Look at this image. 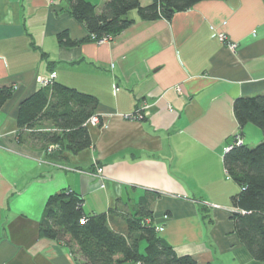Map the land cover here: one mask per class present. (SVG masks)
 Here are the masks:
<instances>
[{
	"label": "crops",
	"instance_id": "crops-1",
	"mask_svg": "<svg viewBox=\"0 0 264 264\" xmlns=\"http://www.w3.org/2000/svg\"><path fill=\"white\" fill-rule=\"evenodd\" d=\"M67 8L63 0H0V88H13L0 108V264H84L39 237L47 199L62 190L80 195L87 214L146 198L148 226L162 227L158 238L195 264H264L235 233L240 188L223 166L235 135L248 147L264 141L254 125L240 129L232 110L236 98L264 94V0L202 1L169 20L132 11L133 22L103 43ZM64 32L78 44L60 46ZM51 73L98 100L104 126L87 127L91 146L76 154L17 142L18 106ZM136 111L141 120L123 118Z\"/></svg>",
	"mask_w": 264,
	"mask_h": 264
},
{
	"label": "trees",
	"instance_id": "trees-1",
	"mask_svg": "<svg viewBox=\"0 0 264 264\" xmlns=\"http://www.w3.org/2000/svg\"><path fill=\"white\" fill-rule=\"evenodd\" d=\"M63 1L68 14L96 41L125 30L133 22L128 19L132 11L142 20H169L207 0H151L147 7H141L140 0H103L100 7L87 0ZM57 43L78 44L65 32L58 35ZM12 94L13 88H0V108ZM97 106L98 100L91 95L54 82L41 86L18 106L17 142L76 154L91 146L84 124ZM232 110L240 129L252 124L264 138V94L238 97ZM223 166L240 188L231 202L236 210L231 216L235 233L252 259L264 262V141L253 147L233 145L223 156ZM128 206L117 200L107 212L87 214L80 195L62 190L47 199L39 237L61 242L84 264H195L189 257L177 256L158 238L155 228L144 223L152 215L146 198H140L133 209Z\"/></svg>",
	"mask_w": 264,
	"mask_h": 264
},
{
	"label": "built area",
	"instance_id": "built-area-1",
	"mask_svg": "<svg viewBox=\"0 0 264 264\" xmlns=\"http://www.w3.org/2000/svg\"><path fill=\"white\" fill-rule=\"evenodd\" d=\"M217 38H218V40L221 42V43H223L230 51H233L234 52V50L236 49V45H235V43H232V42H230V41H228L227 40V37L223 34V33H218L217 34ZM93 39V38H92ZM111 39V37H109V36H106V37H103V38H101L100 40H96V42L97 43H103V42H105V41H108V40H110ZM54 78H55V75L53 74V73H51L48 77H46V78H41L40 79V81H39V83H40V86H42V87H46V86H49V85H51V83L54 81ZM177 91H178V89H177ZM123 118L124 119H135V120H141V118H142V116L141 115H139L138 113H137V111H136V113L135 114H132V115H124L123 116ZM104 126V124L102 123V120L100 119V117L98 116V115H92V116H90L88 119H87V121L85 122V124H84V126L87 128V127H99V126ZM242 138L240 137V135H235L234 137H233V140H232V143L230 144V145H227V147H226V149H225V152H227L228 150H230L231 149V147L233 146V145H235V146H239V145H242ZM101 174H102V169H100V168H97L96 169V177H98L99 178V185H100V188H103L104 187V185L102 184V182H101ZM164 218H166V217H164ZM83 220H81V222H82ZM144 223L146 224V225H149V223H150V221H149V219H145L144 220ZM162 227H158V228H156L155 230H156V232L158 233V232H161L162 231Z\"/></svg>",
	"mask_w": 264,
	"mask_h": 264
},
{
	"label": "rangeland",
	"instance_id": "rangeland-1",
	"mask_svg": "<svg viewBox=\"0 0 264 264\" xmlns=\"http://www.w3.org/2000/svg\"><path fill=\"white\" fill-rule=\"evenodd\" d=\"M92 2H94V0L92 1ZM97 2V1H96ZM93 4H95V3H93ZM96 5V4H95ZM98 168V167H97ZM234 209V208H233ZM233 213H235V211H233Z\"/></svg>",
	"mask_w": 264,
	"mask_h": 264
}]
</instances>
